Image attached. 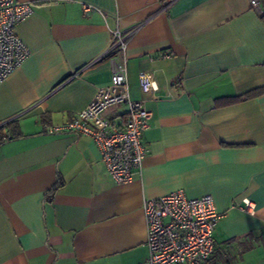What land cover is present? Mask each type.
Returning <instances> with one entry per match:
<instances>
[{
	"label": "crops",
	"instance_id": "0c3cea01",
	"mask_svg": "<svg viewBox=\"0 0 264 264\" xmlns=\"http://www.w3.org/2000/svg\"><path fill=\"white\" fill-rule=\"evenodd\" d=\"M18 1L32 9L15 30L30 57L0 84V129L19 136L0 146V264H146L142 202L182 190L210 195L221 214L211 264H264V93L241 99L264 88L260 0ZM116 29H136L129 97L144 98L140 72L156 88L144 101L148 154L127 184L89 138L44 131L110 85L101 56ZM126 114L122 104L105 116L117 128Z\"/></svg>",
	"mask_w": 264,
	"mask_h": 264
},
{
	"label": "built area",
	"instance_id": "2783aa9c",
	"mask_svg": "<svg viewBox=\"0 0 264 264\" xmlns=\"http://www.w3.org/2000/svg\"><path fill=\"white\" fill-rule=\"evenodd\" d=\"M173 1L167 0L166 6ZM250 5L256 7L257 2L251 0ZM90 10L91 6H83L86 14ZM31 13L27 2L0 0V84L30 57V50L15 30ZM135 31L116 29L112 32V41L101 56L107 57L110 63V85L99 90L98 96L74 119L62 125L46 126L44 130L50 135L71 134L89 138L110 179L116 184L130 183L134 174L142 169L148 148L140 139L150 117L144 101L156 91L151 74L140 72L137 77L144 98L132 100L129 97L124 51L128 38ZM122 104L127 108V120L116 128L105 114ZM212 199L210 195L189 198L182 190L158 199L144 200L146 264H211L212 237L221 218ZM251 210L250 202L245 200L243 211L250 214Z\"/></svg>",
	"mask_w": 264,
	"mask_h": 264
},
{
	"label": "trees",
	"instance_id": "16d2710c",
	"mask_svg": "<svg viewBox=\"0 0 264 264\" xmlns=\"http://www.w3.org/2000/svg\"><path fill=\"white\" fill-rule=\"evenodd\" d=\"M260 2H261L260 8H262V11H264V0H260ZM260 93H264V88L257 89L251 93H248L245 96H243L241 99H249V98H252V96L260 94ZM18 137L19 136L14 133V131L11 127L9 128V131H7L5 133H2V130L0 129V146H2L8 140L15 139ZM56 191H57V184H55L49 192L45 193L46 194V196H45L46 200H50L54 196V193H56Z\"/></svg>",
	"mask_w": 264,
	"mask_h": 264
}]
</instances>
